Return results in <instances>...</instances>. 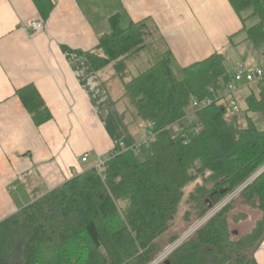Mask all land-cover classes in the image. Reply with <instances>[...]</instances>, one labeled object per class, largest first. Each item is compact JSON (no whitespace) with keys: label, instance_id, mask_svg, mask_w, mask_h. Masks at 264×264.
<instances>
[{"label":"trees","instance_id":"16d2710c","mask_svg":"<svg viewBox=\"0 0 264 264\" xmlns=\"http://www.w3.org/2000/svg\"><path fill=\"white\" fill-rule=\"evenodd\" d=\"M228 1L236 13L252 8L259 21L246 29L247 41L262 46L264 0ZM109 24L111 32L99 38L86 58L94 71L112 68L123 84L122 118L128 127L141 124L153 136L136 151L116 152L97 168L34 195L29 205L1 221L0 264H150L170 234L190 184L201 179L187 200L202 218L209 201L214 205L264 165V79L250 88L245 110L258 115L262 126L246 118V126L240 127L238 117L226 118L217 104L233 78L223 54L181 69L178 78L165 52L149 69L125 81V61L153 44L147 42L148 24L121 29L118 16ZM17 96L36 125L51 119L33 86L18 90ZM194 100L212 104L195 110ZM241 196L261 213L249 236L228 239L230 206L225 207L171 253L169 264H257L253 253L264 236V172ZM173 240L170 235L167 242ZM246 240L253 244L245 253Z\"/></svg>","mask_w":264,"mask_h":264},{"label":"crops","instance_id":"0c3cea01","mask_svg":"<svg viewBox=\"0 0 264 264\" xmlns=\"http://www.w3.org/2000/svg\"><path fill=\"white\" fill-rule=\"evenodd\" d=\"M252 11L236 13L228 0H0V222L34 195L143 140L144 127L130 130L106 87L105 79H116L112 68L94 71L86 58L111 32V17L118 16L121 29L147 22L162 53L184 69L217 53L231 57L241 44H251L246 29L259 21ZM36 22L42 29L32 32ZM240 62H234L232 76ZM27 86L50 112L42 125L17 96ZM248 96L245 87L237 93L239 125L245 127L248 118L261 127L258 115L243 113ZM253 258L264 264V236Z\"/></svg>","mask_w":264,"mask_h":264},{"label":"rangeland","instance_id":"374dc122","mask_svg":"<svg viewBox=\"0 0 264 264\" xmlns=\"http://www.w3.org/2000/svg\"><path fill=\"white\" fill-rule=\"evenodd\" d=\"M251 21L248 23L251 24ZM147 38V42H152L153 47L144 49L126 60L125 65L127 66L128 71L127 78L125 81H129L130 79L138 76L142 72L149 69L156 62L157 57L164 53H162V49L158 44L161 43L159 42L161 40L158 37V34L155 33L154 28L150 25H148ZM223 55L226 60V67L231 73L233 72L232 68H234L235 66L234 62H237V60L241 62L237 64L236 67L242 65L246 70H252L255 67L264 69V63L262 60L264 56V44L261 46L260 50H256L255 47H253L249 42H246L237 47L236 53H234L233 56L228 57L227 54ZM172 69L174 74L178 78L182 77L181 68H178L175 63H173ZM105 82L107 89L110 91L112 99H114V101L118 100L117 102L119 107L123 108L124 100L120 99L123 94L122 81L119 78H116L113 80L105 79ZM189 111L192 112L193 109L189 108ZM243 113H245V111ZM236 117H238V123L243 119L242 113ZM244 125L245 123H242L241 126H239L243 127ZM137 128L138 124H133L130 127V130L133 132ZM262 172H264V165L245 184L239 186L232 192L221 197L214 205H211L209 201L208 205H210L211 207L202 218L197 217V215L192 209L191 204L187 200L189 194L188 192L193 190V188L196 186V182L201 181V179L199 178L196 182L190 184L186 189L183 201L177 211L174 221L172 222L173 227L170 230V234L166 236L165 240L161 241L160 249L155 254L150 264H164V262L167 260V258L171 255L172 252L179 248L183 243L193 238L200 229L204 228L207 222L213 219L218 213H220L225 207L228 206H230L226 216L228 224V239L235 242L238 240H244V237L249 236L253 231L254 227L256 226L257 221L260 219L261 213L257 210V208L252 207V205L248 204L246 200H243L241 193ZM208 187H211V185H208ZM187 211L189 212V217L185 219V213ZM170 235L174 236V240L172 242H167L168 237ZM244 242L246 244V253L251 250V244H253V242L251 243L249 240H246ZM235 255L232 256L233 259H235Z\"/></svg>","mask_w":264,"mask_h":264},{"label":"built area","instance_id":"2783aa9c","mask_svg":"<svg viewBox=\"0 0 264 264\" xmlns=\"http://www.w3.org/2000/svg\"><path fill=\"white\" fill-rule=\"evenodd\" d=\"M42 29L41 23H33L30 27V30L32 32H36ZM264 63V60H263ZM264 79V69L262 68H254L252 70H246L244 67L239 66L236 70V72L233 75L232 81L227 84L223 90L222 93L218 95V105H222L224 107V113L226 118H233L238 116L242 113V108L238 102L237 93L240 90V88L245 87L247 90H250L252 86L255 84H258L262 82ZM210 92L212 93L213 90L210 89ZM212 104V100H206L204 102H198L193 101L191 107L195 110H199L201 108L207 107ZM197 132V130H195ZM153 136V133L151 131H148L145 133V137L143 140H141L139 143H133L129 145L128 147H121L120 151H123L124 149H130L133 151H136V149L144 144L147 145V141L149 138ZM89 155H84L81 159L82 163H85L88 159ZM112 156V155H111ZM104 162V161H103ZM103 162H99L94 167H98Z\"/></svg>","mask_w":264,"mask_h":264},{"label":"water","instance_id":"95a60500","mask_svg":"<svg viewBox=\"0 0 264 264\" xmlns=\"http://www.w3.org/2000/svg\"><path fill=\"white\" fill-rule=\"evenodd\" d=\"M212 187H213V185H211V187H208V186H207V189H208V190H211ZM224 193H225V190H221V191H220V194H221V195L224 194ZM210 198H212V195L210 196ZM208 208H210V205H208ZM164 264H169V261L166 260V261L164 262Z\"/></svg>","mask_w":264,"mask_h":264}]
</instances>
